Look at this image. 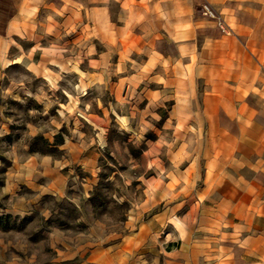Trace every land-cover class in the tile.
Instances as JSON below:
<instances>
[{
  "label": "rangeland",
  "instance_id": "rangeland-1",
  "mask_svg": "<svg viewBox=\"0 0 264 264\" xmlns=\"http://www.w3.org/2000/svg\"><path fill=\"white\" fill-rule=\"evenodd\" d=\"M92 1L0 0V33L26 9L0 60V217L9 223L0 264H78L97 249L130 255L129 238L153 217L171 238V208L177 226L186 212L200 228L216 173L234 171L239 126L201 120L205 79L186 80L191 94L178 110L184 80L139 75L151 53L136 37L105 38L89 18Z\"/></svg>",
  "mask_w": 264,
  "mask_h": 264
},
{
  "label": "crops",
  "instance_id": "crops-1",
  "mask_svg": "<svg viewBox=\"0 0 264 264\" xmlns=\"http://www.w3.org/2000/svg\"><path fill=\"white\" fill-rule=\"evenodd\" d=\"M206 2L231 26V34L221 32L216 19L199 11ZM111 4L119 6L118 21ZM22 14L12 17L5 33H0L1 61L9 55ZM88 15L109 41L116 35L121 45L132 37L141 41L151 58L139 75L147 77L150 68L155 80H184V86L174 89L184 102L178 110L186 109L185 95L191 94L186 80L202 78L207 89L201 120L232 121L239 127L232 130L234 171L226 177L220 163L216 184L209 186L216 191L214 197L200 202L207 208L200 216V228L186 212L180 218L183 224L177 226L178 210L171 208V238L161 236L162 219L156 216L129 238L130 255L119 257L97 249L78 264H128L134 250L132 264H264V104L262 112L258 106L260 98L264 103V0H93ZM171 44L176 48L173 56L166 49ZM149 45L151 51L146 49ZM239 148L247 153L246 159ZM245 166L247 178L241 176ZM180 201L184 204L186 199H173Z\"/></svg>",
  "mask_w": 264,
  "mask_h": 264
},
{
  "label": "built area",
  "instance_id": "built-area-1",
  "mask_svg": "<svg viewBox=\"0 0 264 264\" xmlns=\"http://www.w3.org/2000/svg\"><path fill=\"white\" fill-rule=\"evenodd\" d=\"M199 11L205 16L216 19L217 25L223 33L231 34L233 32L231 26L221 16L218 10L210 3L206 2L203 5H201Z\"/></svg>",
  "mask_w": 264,
  "mask_h": 264
},
{
  "label": "trees",
  "instance_id": "trees-1",
  "mask_svg": "<svg viewBox=\"0 0 264 264\" xmlns=\"http://www.w3.org/2000/svg\"><path fill=\"white\" fill-rule=\"evenodd\" d=\"M0 227L3 229H8L9 228V223L7 221V217H0Z\"/></svg>",
  "mask_w": 264,
  "mask_h": 264
}]
</instances>
